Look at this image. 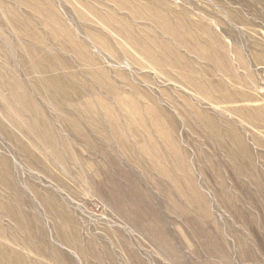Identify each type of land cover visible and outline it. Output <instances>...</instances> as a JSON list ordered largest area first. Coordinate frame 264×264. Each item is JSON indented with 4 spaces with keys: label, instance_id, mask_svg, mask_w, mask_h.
<instances>
[{
    "label": "rangeland",
    "instance_id": "rangeland-1",
    "mask_svg": "<svg viewBox=\"0 0 264 264\" xmlns=\"http://www.w3.org/2000/svg\"><path fill=\"white\" fill-rule=\"evenodd\" d=\"M28 1L20 7L17 0H0V104L4 100L11 113L28 103L33 109L20 108L19 119L7 117L0 105V159L12 174L5 186L0 183L7 233L20 216L34 231L48 232L45 249L56 258L38 260L44 264H264V0ZM144 44L154 59L144 56ZM72 45L107 72L97 76L106 91L84 97L95 101L97 113V120L83 125L84 136L55 107L70 103L49 102L53 85L39 86L32 69L38 58L54 66L53 47L60 48L68 56L56 59L59 70L41 77L53 83L70 72L62 68L68 62L78 66L74 52L63 48ZM31 50L35 60L24 64L21 58ZM164 58L171 62L157 63ZM3 71L24 82L12 92L21 91L26 106L7 89ZM183 78L194 87H185ZM83 82L79 75L76 85ZM68 83L64 78L67 95L74 93ZM127 85L148 91L147 98L124 91L128 103H159L152 109L164 115L159 126L123 115L122 127H115L110 115L116 118L119 109L107 91ZM24 120L35 128L27 129ZM141 122L152 135L135 131ZM165 136L173 143L169 152ZM55 154L63 161L55 163ZM78 155L89 166L85 183L66 174L70 168L82 176ZM150 161L181 183L174 185ZM58 221L69 229L73 247L51 236ZM5 240L9 249L37 257L10 236Z\"/></svg>",
    "mask_w": 264,
    "mask_h": 264
},
{
    "label": "bare ground",
    "instance_id": "bare-ground-1",
    "mask_svg": "<svg viewBox=\"0 0 264 264\" xmlns=\"http://www.w3.org/2000/svg\"><path fill=\"white\" fill-rule=\"evenodd\" d=\"M28 2H29L28 0H17V5L20 6V7H23V6H26L28 4ZM20 7H18V9ZM5 12L8 15V17L13 18L12 14L10 12V9L5 10ZM161 27H162L163 30H164V28L166 29V25L165 24H163ZM12 29H13V27H12ZM24 32H25V29L23 28V29L20 30V34H18V35L23 36L24 35ZM178 33H176L175 35H177V37H180V35ZM56 34L57 35H60V32L58 31V32H56ZM38 38L39 37H37L36 39H38ZM38 40H42V39H38ZM182 41H183V39H182ZM76 44H77V42H76ZM77 45H79V44H77ZM144 45L146 47L145 50H144L145 51L144 52V54H145L144 56L147 57V58H149V59H151L153 57V59H154L155 57L152 55V50L150 51V49H148V47L146 46V44H144ZM54 46H55V44H54ZM75 47H76V45H72V48L70 46H65L63 48H64V50L67 51V53L68 52H74V55L72 57L78 63V66L77 65L74 66L73 62H71V63L68 62L62 68L65 71L69 70L70 72L68 74H65L64 76L57 75L55 77L53 83H52V81L45 80V78H41V77L46 72H57L59 70L60 64L57 62L58 60H56V59L61 58V55L68 56L60 48L53 47L54 48V51L53 52H54L55 57H56L55 58V62L56 63L54 62V66H46L45 63L43 62V59H39L38 58V60L36 61V66L33 67L32 69H33V72L35 74H37V75L40 76L39 77L40 79L38 81L39 86H45V85L51 86V85H53V88L54 89L51 90V98L48 99L49 102L52 101V98H55V99H57V101L59 99H61V100L68 101V103H70V106H68V104L65 103L64 104L65 108L62 109V110H59L61 108H59L58 106H55V107H57V110L58 111H60L62 114H64L65 121H73L74 122V123L71 124V126H72L71 128H74V129H78L79 128L81 130L79 132V134H81L82 136H84L85 130L83 128L84 127L83 125H85V123H91L90 121L97 120V119H95V116L97 114L96 111H95V108H94V102L95 101L94 102H91V100L89 98H86L85 99L84 97L86 95H91V94L102 95L103 94V91H106L105 89H103V87L101 85L100 86L98 85V83H100V81H99V79H98L97 76H99L100 73H107V72H106V70L103 67H101V68L100 67H97L98 64L97 65L95 64V59L92 58V56H90L89 54H87L84 51H81L80 53H78L77 52V47L76 48ZM157 47H159V46H157ZM161 49H163L165 52H168V48H166L164 46H162ZM79 51H80V49H79ZM40 52L43 55V50L40 51ZM28 53H29V56H24V57L21 58V60H22V62L24 64H30V63H32L35 60V55L32 54L33 53V50L29 51ZM172 54H174V53H172ZM30 56H32V57H30ZM72 57H70V58H72ZM70 58H68L67 61H70ZM207 59H211V55H207ZM169 60H167L166 58H164L163 61H159L158 60L157 63L169 64L167 62H164V61L171 62ZM87 65H89V66L90 65H93V66H96V67L95 68H89V67L87 68L86 67ZM170 65L174 66L173 64H170ZM177 65H179V64L177 63ZM15 73L16 72H13V71H11V72L10 71H3V74H1V76L3 78L5 77L4 79H6L5 80L6 87L11 92V95L14 98L18 99L19 101H21L22 102V105L25 104V106H26V104H27V102H26L27 101V98L22 95L21 91H19L20 93L14 92L16 94H13V92H12V89H19V90H21V88H19L20 87L19 85H21V83L24 85V82L23 81L20 82L19 80H15L13 82V81L10 80V76L13 75V74H15ZM79 75H82L83 77H85L86 80H87V83L90 80L91 83L95 86V89L94 90L92 89V91H91L90 88H89V86H88L89 83L87 84L85 82L81 83V86L78 87L76 85V82L78 80ZM7 76L9 77V80L6 78ZM184 77H185V75H184ZM64 78H67L69 80V83L68 84L73 89L74 93H70V94L67 95L66 93L63 92L62 85H63V79ZM181 82L187 88L194 87V86L191 85L193 83H190V81H187L184 78L182 79ZM78 89H80V90H78ZM124 91H125V93H129V95H131L133 97H139V96L140 97H143V96L146 97V95H148L147 94L148 93L147 90L144 91V90H141L138 87H133V86H128V85H127V87H123L122 90H120V88H112L110 91H107L110 100H113L111 102L114 103L115 105H117V107L119 109V110H117L118 111V116L116 118L113 117L112 114L110 115V118H114L115 127L117 129H120L122 127V125L120 123V120L123 117V115H124V117L127 120H133V118H137V117H138V119L141 118V120H143V121H146V120L149 119L150 121L153 122V123L151 122L153 124V126L154 125L155 126H159V123H160L161 119L163 118L162 116H164V115H162V113L152 111L153 107L156 108V109L159 107V105H158L159 103L156 100H152L151 98H149L147 100V102H145L143 100V103H142V101L137 100V99H134V100L132 99V103H128L127 96H124L122 94ZM199 93H201V92H199ZM4 102L5 101L3 100L0 105H1V107H4L2 109V111L4 112V114L7 117H13V118L22 119V118H24V114L23 113H26L28 110L31 111L32 114H33V109L29 105L30 103H28V106L27 107H19V110L18 111L11 113V112H9V111L6 110L5 107L7 105ZM60 104H63V103L60 102ZM97 105H100L102 108H104V102H103V100L99 99L98 102H97ZM127 105H129L128 106L129 108L127 107ZM95 106H96V104H95ZM165 106H170V105L167 104ZM20 108H21V110H22L23 113L21 112ZM108 113H112V111L109 110ZM24 121L25 122H23V123L24 124L27 123V125H28V128L27 129L32 128V127L35 128V125L33 123H31L32 121H30V122L27 121V120H24ZM153 126H151V127H153ZM155 126H154V128H155ZM3 128L4 127H1L0 126V130H3ZM99 128H100V126H99ZM141 128H143L144 131H146L150 135H152V131L153 130L152 129H149L150 127H148L143 122L140 123V127L137 130H135V131L138 133V132H140ZM38 129L44 130L43 127L41 126V121H40V124H38ZM165 130L166 129H164V131ZM31 131H34V130H31ZM161 132L164 133L163 132V129H162ZM8 135L10 137L13 136L12 133H9ZM142 138H143V135H142ZM151 140L152 139H150L149 141H151ZM162 144H163V147L167 151L168 150L170 151L171 150V147H173V143L169 140V138L167 136H165ZM23 153H27L31 157V159H32L31 162H34L35 160L37 162H39V160L36 158V156L33 153L28 152V151H24ZM95 154H100V153L99 152H95ZM101 156H102V154H101ZM55 157H56L55 158V163H60V161H63L61 159V155L55 154ZM74 158H76L75 155L72 156V158H70V160H74ZM77 158H79V160H81V161H79V164H80L79 169L82 172V176L80 175L81 174L80 172H79L80 174H77L78 171H75V169L73 170V169H70V168H66V174L68 176L72 177L74 180H76V182L77 181L78 182L80 181L81 183L82 182L85 183V180H88L89 179V177H88V175H89V170H88L89 169V166H87L88 164H83V160H82V158L79 157V155L77 156ZM70 160H69V162H70ZM175 160H177V159H175ZM150 163L154 166V169L155 170H158L159 172H161L165 176L169 177L170 179L172 178V176H171V173L172 172L170 173V171L167 170V169L159 168L157 166V163L155 161H150ZM93 164L95 166V163H93ZM175 165H176V162H175ZM180 165H181V163H180ZM2 166H3V169H2ZM1 169L4 170L6 173H3L4 171L2 172ZM177 169H178V167H177ZM10 171H11L10 170V165H8L7 161L0 159V183H2L4 186H5V183L7 181H10L11 180L12 174L10 173ZM118 174L122 178L125 177V174L122 171H118ZM178 175H180V174H178ZM180 178H179V176L175 177L173 175V178L172 179L174 181V185H177L176 183H181ZM110 182L112 184H115V182L112 181V180H110ZM130 185H133V183L130 184ZM115 186H117V185L115 184ZM27 217H28L27 215L24 216V218H27ZM14 223H15L14 231L11 232V234H8L7 233V230L8 229H4V227L1 224V220H0V263L1 264H44V263L39 262L38 260L43 258V260L45 259V261L47 260V261L50 262L51 261L50 259L56 258V255L52 251L50 252V251H47L45 249L46 248L45 245H50V243H51L50 234L48 232L43 231V230L34 231V229H32L33 227L31 228L30 225L28 224L29 222L27 220L23 219V217H21V216H20V218L17 217L14 220ZM61 225H62V223L59 222V221H58V224H55L54 225L53 234H51V236H53V237L56 236L64 245H66L68 247H70V246L73 247L75 245V241L72 239L71 233H70L69 229H67L66 227H63V226L61 227ZM7 236H10L11 241L13 243H22V244H25L26 245L25 247L28 250H30V251L32 250V252L34 254L33 256L35 257V255H36L37 257L35 259L29 257V259H28V255H25L26 252H27L26 249H24L25 251H23V252H20V250L17 251L16 247H14V249H16V251L9 249L11 247L10 246H9V248L7 247V242L5 240V238ZM76 240H79V239H76ZM9 245H11V244H9ZM20 258L21 259L22 258L23 259H28L30 261L28 263L26 261L25 262H21L20 261Z\"/></svg>",
    "mask_w": 264,
    "mask_h": 264
}]
</instances>
